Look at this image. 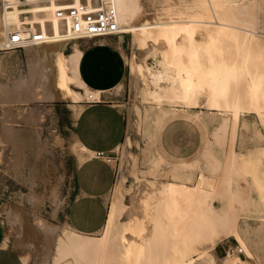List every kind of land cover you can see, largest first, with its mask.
Wrapping results in <instances>:
<instances>
[{
	"label": "bare ground",
	"instance_id": "obj_1",
	"mask_svg": "<svg viewBox=\"0 0 264 264\" xmlns=\"http://www.w3.org/2000/svg\"><path fill=\"white\" fill-rule=\"evenodd\" d=\"M81 1L92 2L0 0L2 36L14 31L25 35L29 29L46 36L28 46L33 47L31 83L42 85L53 99H67L74 119L85 102L100 100L107 93L82 79V48L77 38L68 37L70 19L56 15L58 8ZM146 1L112 0L118 25L130 37L131 54L124 55V60L136 79V97L154 105L151 121L160 133L182 110L185 120L214 122V139L225 147L223 158L215 156L208 140L204 155L193 161L179 157L172 163L174 156L166 152L154 156L149 178L135 176L138 194L132 197V207L128 210L119 197L112 201L101 235L81 233L67 225L53 228L51 264H257L240 233L239 221L244 211H256L264 221V146L242 153L234 145L264 139L257 126L264 127V26L257 15L264 0H164L150 17L144 14ZM118 35L120 41L122 33ZM68 40L73 41L65 51ZM140 80L145 86L139 87ZM248 113L255 115L252 120ZM137 116L140 119V112ZM15 129L10 131L16 147L23 141L13 134ZM74 141L80 164L93 152ZM125 141L130 143L127 137ZM196 171L198 179L190 183ZM160 172L166 178L160 179ZM246 174L255 197L238 184ZM128 211L129 216L122 219ZM25 219L27 239L21 236L18 242L36 246L34 264H43L38 228ZM6 220L14 222L13 214ZM36 221L42 224L41 218ZM228 237L237 244L228 245L218 256L215 245ZM20 257L28 263V253Z\"/></svg>",
	"mask_w": 264,
	"mask_h": 264
},
{
	"label": "rangeland",
	"instance_id": "obj_2",
	"mask_svg": "<svg viewBox=\"0 0 264 264\" xmlns=\"http://www.w3.org/2000/svg\"><path fill=\"white\" fill-rule=\"evenodd\" d=\"M163 2L164 0H147L145 16H152L153 10L159 9ZM261 7L257 15L259 22L262 21L260 25L264 26V1H261ZM23 26L27 25L21 27ZM261 37L264 39V35ZM2 38L0 34V40ZM126 39L129 41V35ZM73 40L67 41L65 51ZM77 41L80 43L84 40ZM32 48L14 49L6 53L0 51V219L4 221L5 230L17 252L21 255L28 253L27 264H34L37 247L18 242L21 236L27 239L26 228L22 223L26 221L27 216V222L38 228L35 231L39 232V239L42 241L43 264H51L49 255L52 253L54 242L52 230L66 224L57 225L50 222L49 209L60 200L64 203L71 198L79 150L72 132L74 117L71 103L67 99H53L42 85L31 83L34 78L29 69V54ZM262 58L264 64V53ZM150 61L149 57L148 62ZM127 69L129 74L127 94L121 106L126 133L118 149L106 155L115 172L114 184L105 198L108 209L112 201L118 197L126 204L128 210L132 207L130 206L132 197L138 194L135 176L149 178L151 158L158 154L165 155V152L171 153L169 149L173 142L179 144L181 150L178 153H171L174 156L171 159L172 163L177 162L179 157L181 159L183 157L184 161L202 157L206 152L204 144L207 140L211 143L212 152L216 157L223 158V151L225 152V147L219 146L214 139L215 123L203 119L185 120L182 116L185 113L183 110L178 111L175 119L160 133L151 121L154 105L136 97L138 91L135 87L136 79L128 66ZM138 85L145 86L144 80H140ZM20 99L24 101L19 103ZM204 110L208 112L207 109ZM138 112L141 115L140 119L137 116ZM205 114L207 117L208 113ZM247 115L249 120L255 116L253 113ZM257 126L264 133V127L261 124ZM13 127L16 128L13 134L17 133L19 139L23 141L20 146L13 145L14 138L12 140L10 131ZM157 134L160 136L159 140L156 138ZM126 137L130 139V143H126ZM260 146H264V139L246 142L244 146L236 143L234 149L244 153ZM158 177L164 179L166 175L160 172ZM197 179L198 171L191 176L189 182L193 183ZM250 181V176L246 174L238 179V184H242L241 187L246 194L255 197V192L250 190L248 185ZM116 185H119L118 189ZM127 213L121 218H127L130 214L129 211ZM9 214H13L14 222L6 220ZM257 215L256 211H244L239 221V229L242 237L248 242L254 261L257 264H264V221H260ZM261 215H264V212ZM36 218H41L42 224L36 223ZM101 234L102 229L93 235ZM230 244L235 245L237 242L233 237L223 238L215 245L216 254L222 256ZM238 256L244 258L243 254Z\"/></svg>",
	"mask_w": 264,
	"mask_h": 264
},
{
	"label": "crops",
	"instance_id": "obj_3",
	"mask_svg": "<svg viewBox=\"0 0 264 264\" xmlns=\"http://www.w3.org/2000/svg\"><path fill=\"white\" fill-rule=\"evenodd\" d=\"M127 35L122 34L120 41L119 35L80 39L84 40L79 43L82 79L89 86L107 92L102 95L105 98L85 102L72 123L74 139L93 154L96 151L109 154L125 137L126 123L121 106L127 94L129 74L124 55L129 57L132 50ZM119 84L121 87L117 88ZM169 150L178 153L181 147L173 142ZM92 156L76 166L69 201L60 200L50 207L48 220L53 224L65 223L87 234H94L104 226L108 213L105 198L114 184L115 172L109 161ZM20 256L0 219V264H24Z\"/></svg>",
	"mask_w": 264,
	"mask_h": 264
},
{
	"label": "built area",
	"instance_id": "obj_4",
	"mask_svg": "<svg viewBox=\"0 0 264 264\" xmlns=\"http://www.w3.org/2000/svg\"><path fill=\"white\" fill-rule=\"evenodd\" d=\"M85 1V0H83ZM56 15L61 19H70V38L91 39L109 35L124 34L116 18L112 0H92V2H79L70 7L58 8ZM46 36L36 30L29 29L25 35L18 31L3 36V45L0 50H12L31 46L45 40ZM103 151H96L92 157L104 158L109 161ZM238 254H243L240 249ZM239 264V263H237Z\"/></svg>",
	"mask_w": 264,
	"mask_h": 264
}]
</instances>
